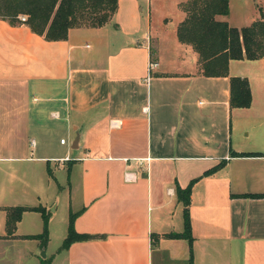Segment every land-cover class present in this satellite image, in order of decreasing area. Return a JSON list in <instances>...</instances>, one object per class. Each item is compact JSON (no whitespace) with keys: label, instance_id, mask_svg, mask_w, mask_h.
Wrapping results in <instances>:
<instances>
[{"label":"crops","instance_id":"obj_1","mask_svg":"<svg viewBox=\"0 0 264 264\" xmlns=\"http://www.w3.org/2000/svg\"><path fill=\"white\" fill-rule=\"evenodd\" d=\"M151 1L118 0L106 25L57 40L0 17V264H264V196L245 195L264 194V57L204 75L177 34L185 13L163 42ZM233 1L219 15L231 25L264 17L256 6L235 22ZM231 75L248 78L249 106L231 105ZM194 178L190 244L165 234L184 229L176 186ZM21 205L46 207V236L38 210L8 231L5 207ZM71 212L76 230L104 236L63 248Z\"/></svg>","mask_w":264,"mask_h":264},{"label":"trees","instance_id":"obj_2","mask_svg":"<svg viewBox=\"0 0 264 264\" xmlns=\"http://www.w3.org/2000/svg\"><path fill=\"white\" fill-rule=\"evenodd\" d=\"M185 16L179 22L177 34L183 43L191 44L199 54L200 70L207 76L230 75L232 58L264 57V17L244 26L231 25L219 18L230 11V0H181ZM118 8V0H0V17L12 24L26 23L35 32L49 40L66 39L72 27H98L109 23ZM27 15L21 20L20 15ZM231 105L249 106L252 91L247 77L230 76ZM241 152L240 154H251ZM208 172V171H207ZM197 178L183 187L177 184L176 191L184 204V229L170 231L165 235L187 238L193 243L190 202L192 186ZM264 196V194H245ZM8 231H13L24 210H38L44 218V231L48 234L49 212L45 206H7ZM75 213L69 217L68 234L62 247L68 248L76 240L103 237L104 234L80 232L75 228ZM38 237V235H37ZM193 264V263H191Z\"/></svg>","mask_w":264,"mask_h":264},{"label":"rangeland","instance_id":"obj_3","mask_svg":"<svg viewBox=\"0 0 264 264\" xmlns=\"http://www.w3.org/2000/svg\"><path fill=\"white\" fill-rule=\"evenodd\" d=\"M177 0H152L151 3L148 4L149 9L151 10V27L152 32L156 36H162L163 42L166 39H169L174 33V29L176 30V25L179 20L184 16V11L177 3ZM256 6L260 9V7L264 11V0H234L232 6V15L231 18L235 22L245 21L247 17L253 13L254 8ZM169 45V42L166 43V46ZM71 144V142L69 143ZM66 147V146H65ZM55 162V161H53ZM55 168V166H53ZM56 175L60 180H62L65 184H67L66 175L68 173V166L66 165L62 171L56 169ZM75 176V172H74ZM64 196L62 203L59 206L57 221L53 223V234L50 242L49 250L57 249L61 245L60 237L61 233L65 228V220L69 215V205H65L64 207ZM35 229V228H32ZM44 248L39 251V256L44 257ZM50 254L48 253V256ZM64 256L63 254H61ZM59 264H66L62 259Z\"/></svg>","mask_w":264,"mask_h":264},{"label":"built area","instance_id":"obj_4","mask_svg":"<svg viewBox=\"0 0 264 264\" xmlns=\"http://www.w3.org/2000/svg\"><path fill=\"white\" fill-rule=\"evenodd\" d=\"M20 18H21L22 20H26L27 15H25V14H21V15H20ZM157 64H158V62H156V61H152V62L150 63V68H151V69L154 68ZM66 141H67V138H66V137H62V138H61V142H66ZM127 176H129V174H127Z\"/></svg>","mask_w":264,"mask_h":264}]
</instances>
